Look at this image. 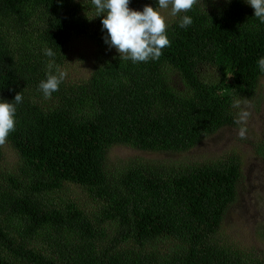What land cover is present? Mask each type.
I'll list each match as a JSON object with an SVG mask.
<instances>
[{"label": "trees", "instance_id": "1", "mask_svg": "<svg viewBox=\"0 0 264 264\" xmlns=\"http://www.w3.org/2000/svg\"><path fill=\"white\" fill-rule=\"evenodd\" d=\"M149 3L158 6L130 0L129 7L143 11ZM95 15L92 0H0V100L23 96L5 142L14 164L1 166L0 145V264H262L264 251L219 238L237 197L238 158L111 166L107 155L114 145L184 152L236 126L234 99L253 96L264 75L257 63L264 23L245 0H197L166 22L170 47L158 60L133 63L105 43L104 17ZM184 15L193 20L187 28L179 26ZM27 25L37 33L34 51L8 40ZM74 36L97 44L90 73L64 79L45 98L38 85ZM202 64L217 69L216 82L200 78ZM69 185L97 199L99 216L60 197ZM20 233L36 235L38 247L25 246Z\"/></svg>", "mask_w": 264, "mask_h": 264}, {"label": "rangeland", "instance_id": "2", "mask_svg": "<svg viewBox=\"0 0 264 264\" xmlns=\"http://www.w3.org/2000/svg\"><path fill=\"white\" fill-rule=\"evenodd\" d=\"M219 3L221 0H214ZM246 1V0H245ZM147 5V4H146ZM148 5L152 6L151 3ZM157 7V6H155ZM154 7V8H155ZM134 10L142 11L139 8ZM162 15L172 18L171 6L161 9ZM30 26L25 31L13 32L8 38L12 46L26 47L34 51L32 45L38 46L33 38L37 34ZM22 36V37H21ZM32 44V45H31ZM97 44L88 36H74L67 43L59 68L66 73L64 79L80 80L88 77L93 55ZM113 51L115 48H111ZM20 57V54H17ZM199 76L204 81L216 82L219 72L210 64H202L198 69ZM175 88L180 89L181 83L177 73H172ZM233 111L239 117L241 111L247 112L248 118L243 125H226L215 133L202 138L196 145L184 152H152L132 148L126 145H114L108 150V160L111 166H117L128 159L151 161L155 159L172 163H210L227 157H236L240 161L241 176L237 183V197L227 209L221 224L219 238L230 244L249 251L255 248L264 251V75L253 96L234 99ZM247 128V138L240 139L237 135L239 127ZM3 156L1 166L8 167L16 162L17 157L11 147L1 145ZM61 198H72L85 208L90 216H99L97 199H93L85 190L75 185H69L62 190ZM13 224L20 230L22 222L15 217ZM25 246L38 247L36 235L33 239L20 233L16 235ZM28 242H31L28 243ZM260 253L259 255H261ZM264 259V257H263ZM264 264V262L262 263Z\"/></svg>", "mask_w": 264, "mask_h": 264}, {"label": "clouds", "instance_id": "3", "mask_svg": "<svg viewBox=\"0 0 264 264\" xmlns=\"http://www.w3.org/2000/svg\"><path fill=\"white\" fill-rule=\"evenodd\" d=\"M197 0H158V6L145 5L143 11L133 10L129 7L130 0H92L95 7V17L103 16L102 31L106 30L104 41L109 48H115L120 58L131 60L133 63L158 60L165 47H170V40L166 34V18L161 9H168L171 6V14L176 16L180 13H187ZM254 9V17L264 23V0H246ZM94 17V18H95ZM193 23L190 16L184 15L180 20V27L187 28ZM44 54L54 57L55 53L51 48L44 49ZM261 73H264V58L258 61ZM53 63L48 64L46 79L40 81L38 89L45 98H51L54 92L59 91L66 73L59 66L52 71ZM22 92L15 95L11 103L0 100V145L5 144L11 132L15 131L16 105L22 103ZM248 113L241 111L234 123L243 125ZM240 139L247 138V128L241 126L237 130Z\"/></svg>", "mask_w": 264, "mask_h": 264}]
</instances>
